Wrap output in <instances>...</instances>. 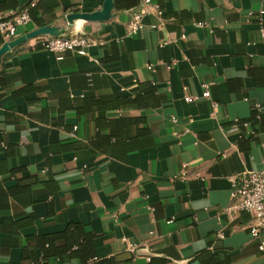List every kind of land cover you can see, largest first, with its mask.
<instances>
[{
    "label": "crops",
    "instance_id": "obj_1",
    "mask_svg": "<svg viewBox=\"0 0 264 264\" xmlns=\"http://www.w3.org/2000/svg\"><path fill=\"white\" fill-rule=\"evenodd\" d=\"M30 1L34 17L17 36L66 26L65 15L104 2L0 0V9L12 15ZM113 4L107 20L68 28L95 41L87 55L58 59L36 37L0 59V75H17L0 86V225H20L15 247L3 245L0 228V264H23L29 236L69 223L95 234L97 256L117 264H264L249 214L227 211L231 178L264 170V121L250 126L255 137L241 136L234 122L264 120V0H151L134 35L125 29L133 10ZM140 83L153 86L157 104L121 105ZM119 118L143 120L109 140L133 149L96 150V134L118 133ZM30 177L45 182L31 187L29 200L6 194Z\"/></svg>",
    "mask_w": 264,
    "mask_h": 264
},
{
    "label": "trees",
    "instance_id": "obj_2",
    "mask_svg": "<svg viewBox=\"0 0 264 264\" xmlns=\"http://www.w3.org/2000/svg\"><path fill=\"white\" fill-rule=\"evenodd\" d=\"M141 0H115V6L118 9L134 10L140 4ZM33 8V7H32ZM29 15L34 17L31 9ZM2 9H0V12ZM4 42L2 35L0 34V45ZM16 74H1L0 86H7L16 79ZM121 105L125 107L143 108L157 104V97L153 86L150 84L140 83L139 88L136 90L133 97L121 98ZM141 119H124L119 118L115 121L118 124L120 131L118 133H109L108 135L96 134L95 140L92 142V146L101 152L108 153L110 155H116V150L122 149L123 151H129L130 148L127 144L120 148L110 144L109 140L113 136L127 137L126 132L121 131L128 124L138 123ZM250 126L256 129L255 125L262 123V118L255 119L252 116ZM143 130V129H142ZM146 132V129L143 130ZM112 145V146H111ZM17 169L9 170L11 174H14ZM0 173L2 170L0 169ZM37 177H30L24 180H18L16 185L10 188L6 194L13 199L23 203L25 200H29L30 190L33 185L42 183ZM3 205V204H1ZM20 225L5 224L0 225V228L4 231L5 242L3 245L8 247H15L18 245V241L15 240V236ZM95 234L87 231L83 225L79 223H69L65 229L57 232H51L41 235L29 236L26 239L25 244L22 246V262L23 264H45L52 258H58L60 260H75L77 264H117L114 257L100 258L97 256L95 250ZM151 260V259H150ZM153 260H151L152 262Z\"/></svg>",
    "mask_w": 264,
    "mask_h": 264
},
{
    "label": "built area",
    "instance_id": "obj_3",
    "mask_svg": "<svg viewBox=\"0 0 264 264\" xmlns=\"http://www.w3.org/2000/svg\"><path fill=\"white\" fill-rule=\"evenodd\" d=\"M151 0H141L139 6L132 11L130 20L126 23L125 29L128 35H134L141 29V18L145 13L144 4ZM34 1H30L24 7L20 8L12 15H6L0 12V34L4 41H8L17 36L16 29L18 26L25 25L30 22L29 10L34 7ZM159 13L160 9L157 4H153ZM259 34L264 37V24L259 18ZM38 42L43 49L54 52L57 58H62L64 52H74L80 55H87V49L95 42L92 38L85 34L72 32L66 33L63 36H39ZM206 86V85H204ZM195 99L194 96H184V101L189 103ZM256 111H261V107L256 104L254 106ZM172 121L176 119L173 117ZM242 127L241 136L255 137L257 136L249 122L234 120ZM187 164H183V177L187 174ZM230 199L231 203L227 207L228 212H246L249 214V224L247 226L249 236L252 239H259L258 249H264V239L260 236L264 233V170L244 171L231 178ZM170 222V220L168 221ZM219 236L221 234L219 233ZM127 248L135 251L138 245L134 243H127ZM32 264V263H29Z\"/></svg>",
    "mask_w": 264,
    "mask_h": 264
},
{
    "label": "water",
    "instance_id": "obj_4",
    "mask_svg": "<svg viewBox=\"0 0 264 264\" xmlns=\"http://www.w3.org/2000/svg\"><path fill=\"white\" fill-rule=\"evenodd\" d=\"M113 0H104L101 10L93 13H80L73 12L65 15L63 19L66 22V26L57 25H43L39 26L31 31L25 32L21 35L14 37L11 40L4 41L0 46V59L14 49L16 46L24 43L25 41L36 38L39 36H63L67 33L69 27H71L75 20L83 19L86 21H103L107 20L113 8Z\"/></svg>",
    "mask_w": 264,
    "mask_h": 264
}]
</instances>
